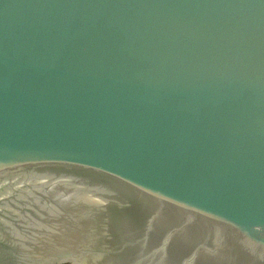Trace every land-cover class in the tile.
<instances>
[{"label": "water", "instance_id": "obj_1", "mask_svg": "<svg viewBox=\"0 0 264 264\" xmlns=\"http://www.w3.org/2000/svg\"><path fill=\"white\" fill-rule=\"evenodd\" d=\"M264 264V0H0V264Z\"/></svg>", "mask_w": 264, "mask_h": 264}, {"label": "flooded vegetation", "instance_id": "obj_2", "mask_svg": "<svg viewBox=\"0 0 264 264\" xmlns=\"http://www.w3.org/2000/svg\"><path fill=\"white\" fill-rule=\"evenodd\" d=\"M63 263H69V264H71L70 262H63Z\"/></svg>", "mask_w": 264, "mask_h": 264}, {"label": "trees", "instance_id": "obj_3", "mask_svg": "<svg viewBox=\"0 0 264 264\" xmlns=\"http://www.w3.org/2000/svg\"><path fill=\"white\" fill-rule=\"evenodd\" d=\"M62 264H69V263H62Z\"/></svg>", "mask_w": 264, "mask_h": 264}, {"label": "rangeland", "instance_id": "obj_4", "mask_svg": "<svg viewBox=\"0 0 264 264\" xmlns=\"http://www.w3.org/2000/svg\"><path fill=\"white\" fill-rule=\"evenodd\" d=\"M60 264H62V263H60Z\"/></svg>", "mask_w": 264, "mask_h": 264}]
</instances>
